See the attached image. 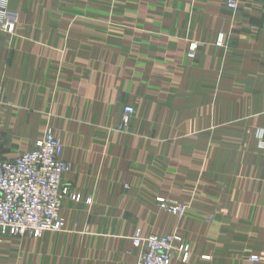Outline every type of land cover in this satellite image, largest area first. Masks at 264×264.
Instances as JSON below:
<instances>
[{
    "label": "crops",
    "instance_id": "0c3cea01",
    "mask_svg": "<svg viewBox=\"0 0 264 264\" xmlns=\"http://www.w3.org/2000/svg\"><path fill=\"white\" fill-rule=\"evenodd\" d=\"M0 1V158L51 128L80 194L0 264H135L136 231L180 235L175 264H264V0Z\"/></svg>",
    "mask_w": 264,
    "mask_h": 264
},
{
    "label": "built area",
    "instance_id": "2783aa9c",
    "mask_svg": "<svg viewBox=\"0 0 264 264\" xmlns=\"http://www.w3.org/2000/svg\"><path fill=\"white\" fill-rule=\"evenodd\" d=\"M242 0H226L225 4L236 9ZM16 15L0 4V26L9 30ZM222 38L218 42L221 44ZM134 113L132 106H125L122 123L126 125ZM62 144L50 131L35 140L33 147L11 159L0 158V233L3 235L39 237L45 231L64 229L60 214L62 200L69 196L78 201L79 195L63 183V176L71 164L62 158ZM175 211L176 209L173 208ZM135 246L144 251L135 264H175L189 258V245L178 234L150 235L144 237L136 231L132 237ZM253 261L256 255H250Z\"/></svg>",
    "mask_w": 264,
    "mask_h": 264
},
{
    "label": "rangeland",
    "instance_id": "374dc122",
    "mask_svg": "<svg viewBox=\"0 0 264 264\" xmlns=\"http://www.w3.org/2000/svg\"><path fill=\"white\" fill-rule=\"evenodd\" d=\"M0 4L6 8V5L3 4L2 1H0ZM6 9H7V8H6ZM9 11H10V10H9ZM11 12H13V11H11ZM13 13H14V12H13ZM15 15H16V14H15ZM14 25H15V24H14ZM0 27H1V26H0ZM1 28L4 29L3 27H1ZM13 28H14V26H13L12 28H10L9 30H7V31H12ZM188 47H189V49L192 50V49L195 48V45L192 44V45H189ZM189 51H190V50H189ZM153 84H154V82H153ZM125 106H131V105H125ZM125 106H124V107H125ZM124 107H123V110H124ZM132 107H133V106H132ZM133 108H134V107H133ZM122 113H123V112H122ZM134 113H135V109H134ZM134 113L132 114V116L134 115ZM132 116H131V117H132ZM131 117H130V118H131ZM121 118H122V114H121ZM129 120H130V119H129ZM128 123H129V121H128ZM128 123H127V124H128ZM127 124L124 125V124L122 123V119H121V121H120V123L118 124L117 128L123 130V129L127 126ZM48 130H50V131L54 134V132L52 131L51 128H48L47 131H48ZM54 135H55V134H54ZM55 136H56V135H55ZM56 137H57V136H56ZM57 138H58V137H57ZM58 139H59V138H58ZM59 140H60V139H59ZM60 142H61V141H60ZM61 144H62V143H61ZM62 147H63V146H62ZM65 161H66V160H65ZM66 162H68V161H66ZM68 163H70V162H68ZM63 183H64V182H63ZM64 184H65V183H64ZM68 188H69V187H68ZM69 189H70V188H69ZM70 191H71V192H74V191H72L71 189H70ZM75 193L79 195V199H80V194H79L78 192H75ZM65 197H69V196H65ZM65 197H64V198H65ZM64 198H63V199H64ZM69 198H70V197H69ZM70 199H71V198H70ZM71 200H72V199H71ZM157 200H162V198H161V197H157ZM62 202H63V200H62ZM173 208H175L176 210L174 211ZM168 209H169L171 212H175V213H176V212H180V207H179V206H176V205H171V206L169 205V206H168ZM60 214H61V212H60ZM61 216H62V215H61ZM62 218H63V216H62ZM63 220H64V218H63ZM64 223H65V221H64ZM64 228H65V225H64ZM45 232H47V231H45ZM43 233H44V232H43ZM43 233H42V234H43ZM0 236L2 237V236H11V235H3V234L0 233ZM22 236H23V235H22Z\"/></svg>",
    "mask_w": 264,
    "mask_h": 264
}]
</instances>
